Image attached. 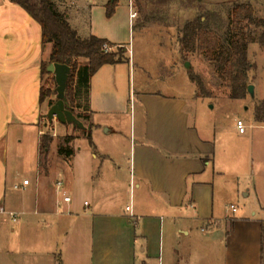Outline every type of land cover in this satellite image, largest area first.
Here are the masks:
<instances>
[{
	"label": "crops",
	"instance_id": "0c3cea01",
	"mask_svg": "<svg viewBox=\"0 0 264 264\" xmlns=\"http://www.w3.org/2000/svg\"><path fill=\"white\" fill-rule=\"evenodd\" d=\"M92 5L87 27L76 25L74 20L78 18L67 13L78 34L82 38L95 35L116 45L128 44L126 22L121 25L116 15L97 20L93 15L96 6ZM20 9L25 10L11 0H0L2 31L11 35L12 29L19 30L20 21H24ZM103 9L106 13V5ZM128 18L130 27L131 8ZM128 51L124 62L106 64L93 75L88 101L79 108L90 123L87 137L88 133L92 137L94 129L103 127H107V134L121 135L126 117L135 124V130H131L130 175L126 180L115 174L97 176L95 165L99 155L94 151L99 150L98 146L94 142L93 147H83L78 138L75 146H71L74 153L66 165L42 171L40 138L45 135L43 126L49 124L46 112L52 106L51 97L40 103V92L45 86L41 63L46 56L36 59L40 67L37 86H31L26 79L10 80L5 76L0 79V140L6 138L8 130L27 127L39 130L34 150L35 176L23 178L29 184L22 187L25 193L18 201L7 190L11 179L5 142L0 155V202L7 211L4 215L16 213L17 208L25 213L31 207V212L42 215V221L47 224L45 243L56 242V246L59 236L63 240L73 237L76 244L84 235L90 247L91 264H264V108L261 119L248 125L245 133H240L237 122L225 129L216 119L198 122L195 93L168 96L140 91L139 106L133 108L129 47ZM1 73L10 71L3 69ZM35 97L39 100V110L30 114ZM54 121L58 122L55 119L51 123ZM66 130L70 128L67 126ZM234 137L240 139V144L230 143ZM52 142L54 149L55 141ZM100 156L106 159L112 154L104 149ZM61 174L66 179L62 178L64 185L58 189L56 181ZM241 182L246 184L242 191ZM86 189L93 197L98 194V199H85L82 204L69 194V190L75 196ZM128 189L129 203L123 213L118 212L110 200L128 193ZM63 190L65 196L71 197L70 202L59 201L58 193ZM236 192L253 201L246 210L230 216L232 205L227 200ZM63 204L64 215L79 217L55 218L59 215L58 205ZM128 206L132 207V213L127 211ZM72 247L73 243L66 256L71 253L75 259L76 248ZM58 255H64L63 249L53 256Z\"/></svg>",
	"mask_w": 264,
	"mask_h": 264
},
{
	"label": "rangeland",
	"instance_id": "374dc122",
	"mask_svg": "<svg viewBox=\"0 0 264 264\" xmlns=\"http://www.w3.org/2000/svg\"><path fill=\"white\" fill-rule=\"evenodd\" d=\"M130 1H132L134 11L137 12L138 16L132 19L129 27ZM56 2L61 11L74 13L75 17L78 18L74 20V23L79 27L89 25L88 12L93 6L92 4L96 6L93 14L95 19L107 17L103 8L109 0H95L94 3L89 4L85 0H56ZM242 3L250 4L254 8V16L257 20L264 19V0H119L113 16L116 15L115 18L121 22V25L126 22L125 35L128 44L125 46L130 48L132 68L131 107L135 108L137 104L139 106L137 94L140 91L159 92L168 96H192L195 93L198 97L196 114L198 122L216 119L223 124L225 129L232 122L236 124L239 118L247 126L258 121L257 115L264 108V46L257 39L261 36L263 28L254 24L249 28L250 35L255 39L249 44L248 59L252 68L249 71L248 79L249 85L255 87V98H252L249 92L244 99L231 98L229 96L231 92L229 81L223 77L221 71L210 63L205 54L199 53L197 48L184 49L182 44L186 24L199 17L205 19V15L208 13L220 17L212 27L216 33L220 36L226 34L231 26L234 6ZM20 10L23 12L24 21H20L19 30L12 29L11 35H9V31L1 30L3 24L0 23V79L3 76L10 80L26 79L34 87L39 83L40 74V67L36 64V59L44 55L47 60L50 47H47L46 50L49 49L48 52L46 51L47 53L43 50L40 24L25 10ZM23 28H25L24 33ZM113 50H118V47H113ZM128 54L129 51L127 50L125 58ZM86 63L87 60L83 58L78 61L79 67H83ZM187 63H190V67L187 66ZM3 69H8L10 73L2 74ZM192 76L202 81L204 90L200 88L197 82H193ZM43 78L46 88H51L53 91L51 101L49 100L53 105L57 101L54 74H46ZM82 101L83 105L85 101L84 99ZM32 102L30 114L39 110L38 98H33ZM75 112L84 118V112L79 108ZM82 118L80 119L86 126H89V121ZM48 121L49 124L47 122L43 126V131L53 138L55 147L52 149L54 142H51L49 154L46 156L42 145L45 135L41 136L40 162L43 166L42 171L47 172L52 167H62L69 162V158L65 154L60 155L58 153V146L60 144L65 145V137L72 134L74 139L68 147L75 146L76 138L80 139L83 147H93L94 142L97 144L99 150L94 151V154L99 155L95 165L97 176L107 177L115 174L120 180H126L129 177L131 130H135V124H131L130 117L125 118L121 135L107 134V127H103L98 130L94 129V134L90 138L86 136V132H89L87 129H78L60 121L53 123L49 119ZM67 126L70 130H66ZM136 127V130H139L138 120H136ZM38 131L32 127H27L24 130H8L6 138L0 140V155L3 153L5 142L8 145L7 164L10 171L9 179L11 180L7 184V190L8 194L16 201L21 199L25 191L22 188L15 189L14 184L22 183L24 177L32 179L35 176L33 172L36 162L34 150L37 144ZM230 143L240 144V139L234 137ZM104 149L110 150L111 158L102 159L100 153ZM102 161L104 163L99 170L98 166ZM113 167L115 171L112 169ZM239 171L241 172L243 169ZM61 178L66 179L64 174H61ZM100 181L101 178L96 183L97 187L100 185ZM240 185L242 191L246 184L241 182ZM3 187L6 188V183L3 184ZM69 194L82 204L85 199L96 200L98 195L97 189V195L94 197L91 191L87 189L75 196L69 190ZM64 196V190L59 191V201H63ZM98 197L103 198L102 196ZM129 198L128 189V193L111 198L110 205L114 206L118 212L123 213L125 206L129 203ZM252 201L253 199L244 198L242 192H236L235 195L228 198L227 203L229 206L234 205L237 212L231 208L229 215L234 216L246 210V206L251 205ZM65 206L64 204L61 207L58 205L57 212L59 215H55V218L71 220L73 216L64 215L66 214ZM30 208L28 207L25 213L18 208L14 210L19 217L18 223L13 222L11 214H0V264H91L90 247L84 235L77 240L78 244H74L75 238L69 237L63 240L62 236H59L58 246H56V242L45 243L44 228L47 224L42 221V215L31 212ZM78 217L75 215L73 218ZM165 232L164 230L166 236ZM72 243L74 247L72 248H76L75 259L72 258L71 253L68 254V257L66 256V250ZM61 249H63L64 255L54 257L53 255L58 251L60 252ZM197 256L198 254H196Z\"/></svg>",
	"mask_w": 264,
	"mask_h": 264
},
{
	"label": "trees",
	"instance_id": "16d2710c",
	"mask_svg": "<svg viewBox=\"0 0 264 264\" xmlns=\"http://www.w3.org/2000/svg\"><path fill=\"white\" fill-rule=\"evenodd\" d=\"M24 8L28 14L41 26L42 46L51 48L49 58L41 63V74H51L48 66L51 63L68 64L72 68V74L66 91L69 108L80 119L82 118L75 111L82 107V100L88 101L90 81L94 74L106 64H117L124 62L125 53L128 50L125 45H116L107 39L91 35L82 38L78 31L72 27L67 12L60 10L56 0H11ZM119 0H110L106 5V15L111 18L116 11ZM254 8L250 4L242 3L234 6L232 11V22L227 33L220 36L213 29V24L219 16L206 14L205 19L199 17L186 24L182 44L184 49L197 48L199 53H203L210 63L218 68L223 77L229 81L231 92L230 97L244 99L248 93L249 71L251 63L248 59L249 44L255 38L250 35L251 25L262 27L263 32L257 41L264 46V19L257 20L254 16ZM105 45L112 50L106 51ZM118 50H113V47ZM86 59L87 63L79 67V59ZM198 79V78H197ZM192 76L193 82H197L204 90V85L200 79ZM53 95L51 88L43 86L40 92V103L43 104ZM263 111H259L257 118L261 119ZM84 120L87 116H83ZM87 133V132H86ZM88 137L91 134L88 133ZM73 136H66L65 145L58 146V153L67 157L73 155L74 151L70 143ZM53 138L45 134L43 151L48 156L50 143Z\"/></svg>",
	"mask_w": 264,
	"mask_h": 264
},
{
	"label": "water",
	"instance_id": "95a60500",
	"mask_svg": "<svg viewBox=\"0 0 264 264\" xmlns=\"http://www.w3.org/2000/svg\"><path fill=\"white\" fill-rule=\"evenodd\" d=\"M187 66L190 67V63H187ZM48 71L54 74L57 101L50 107L46 117L50 121L57 119L78 129H90L68 106L66 91L72 74L71 66L62 63H51L48 66ZM248 92L252 98H255V87L253 85H249Z\"/></svg>",
	"mask_w": 264,
	"mask_h": 264
},
{
	"label": "built area",
	"instance_id": "2783aa9c",
	"mask_svg": "<svg viewBox=\"0 0 264 264\" xmlns=\"http://www.w3.org/2000/svg\"><path fill=\"white\" fill-rule=\"evenodd\" d=\"M85 1L87 3H92L95 0H85ZM130 8H131V18L132 19L137 18L138 14H137L136 11H134V6L132 4V1H130ZM110 49L111 48L108 45H105V50L106 51H109ZM237 126H238V129H239L240 133H245L246 128H247V125L245 124V122L243 120H238L237 121ZM28 184H29V180H24L23 184H15L14 188L15 189H20L22 187L27 186ZM56 185H57V188L58 189H61L63 187V185H64V180L62 178H59L56 181ZM64 201L65 202H70L71 201V197L70 196H65ZM232 209L234 211H236V207L234 205H232ZM127 211H129V212L132 213V207L131 206H128L127 207ZM5 213H7L6 209L4 207L0 206V214H5ZM11 215H12L13 222L18 223L19 222L18 214L17 213H11Z\"/></svg>",
	"mask_w": 264,
	"mask_h": 264
}]
</instances>
